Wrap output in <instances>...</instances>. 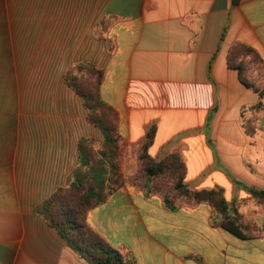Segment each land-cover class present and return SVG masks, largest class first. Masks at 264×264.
Masks as SVG:
<instances>
[{"label": "crops", "instance_id": "crops-1", "mask_svg": "<svg viewBox=\"0 0 264 264\" xmlns=\"http://www.w3.org/2000/svg\"><path fill=\"white\" fill-rule=\"evenodd\" d=\"M20 3L27 14L109 16L113 50L100 92L118 113L121 143L184 173L191 194L223 189L241 213L255 209L244 201L247 188L264 189V109L252 110L260 95L228 54L243 43L264 60V0H0L7 11ZM248 79L264 86V78ZM10 98L0 91V264H89L36 208L71 184L80 140L101 142L103 132L79 96L53 113L33 108L23 123ZM152 186L125 183L87 223L135 264H264V232L238 238L208 202L174 205ZM254 221L264 223L260 210Z\"/></svg>", "mask_w": 264, "mask_h": 264}, {"label": "rangeland", "instance_id": "rangeland-1", "mask_svg": "<svg viewBox=\"0 0 264 264\" xmlns=\"http://www.w3.org/2000/svg\"><path fill=\"white\" fill-rule=\"evenodd\" d=\"M19 6V12L7 11L0 4V91L11 97L6 100L18 109L19 121L23 123L33 108L39 115L49 108L53 113V109L75 106V96L79 95L66 77L79 85L96 83L97 76L93 74L104 71L106 59L113 50L109 36L113 20L104 14L38 11L27 14L22 9L27 3ZM248 60V73L264 78V67ZM148 165L152 166L144 148L127 149L121 143L120 177L116 187L129 183L143 188L150 180L153 190L169 197L174 205L180 202L191 205L192 200L199 203L180 188L184 173L173 174L168 168L150 178L146 173ZM244 202L245 207L253 204L255 209L243 214L235 202L240 221L247 225L251 235L264 232V223L258 225L254 221L259 210L264 214V204L252 196Z\"/></svg>", "mask_w": 264, "mask_h": 264}, {"label": "trees", "instance_id": "trees-1", "mask_svg": "<svg viewBox=\"0 0 264 264\" xmlns=\"http://www.w3.org/2000/svg\"><path fill=\"white\" fill-rule=\"evenodd\" d=\"M238 3L239 0H234ZM248 58L264 67V60L259 53L243 44L233 45L228 54L229 67L238 70L241 82L259 93L261 100L252 107L253 111L264 109V86L260 87L248 79ZM96 83H79L66 77L69 85L82 97L89 110L88 120L99 127L104 140L82 138L79 143L80 161L68 187L59 188L48 199L36 208L51 226L55 227L68 245L89 264H135V261L112 247L87 223V213L104 203L116 191L120 177L119 159L121 155V136L118 131V113L106 104L100 92L105 71H98ZM247 133L253 136L256 132L253 120H245ZM152 132L149 134V139ZM148 158V157H147ZM162 169L161 165L147 166L149 176ZM186 196H192L198 202H208L222 217L220 226L241 239H251L247 225L243 224L235 209L229 203L223 189L201 190L193 194L180 185ZM247 191L260 204H264V189L247 188Z\"/></svg>", "mask_w": 264, "mask_h": 264}]
</instances>
